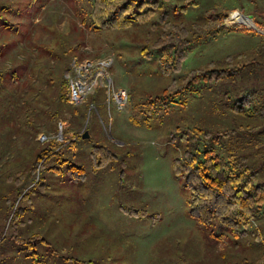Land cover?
<instances>
[{"label":"rangeland","instance_id":"rangeland-1","mask_svg":"<svg viewBox=\"0 0 264 264\" xmlns=\"http://www.w3.org/2000/svg\"><path fill=\"white\" fill-rule=\"evenodd\" d=\"M92 1L0 0L3 63L12 67V55L29 61L11 81L0 61V264H240L241 259L256 264L264 246V207L248 226L237 228L245 230L243 236L218 224L198 226L188 216L182 177L170 165L195 146L188 141L191 133L182 138L187 131L234 130L231 141L240 156L236 130L251 119L229 112L223 95L250 80L226 77L171 99L162 90L210 61L237 53L251 58L264 43V0H156L144 23L79 31L77 23L89 17ZM163 12L169 22L184 25L201 23L206 13L225 14L224 28L240 31L197 41L177 71L162 75L157 50L149 48L147 57L140 50L157 37L151 24ZM233 14L246 20L251 15L262 35L231 24ZM85 61L93 65L90 76H100L82 104L70 105L67 78ZM118 91L126 95L120 104L113 98ZM83 132L87 137L81 138ZM254 141L260 145L246 166L255 171V182L264 183V139ZM210 143L206 140V150ZM221 143L228 153V137ZM93 146L108 148L115 158L93 170ZM47 148L58 157L36 163ZM69 165L81 168L84 178L73 179Z\"/></svg>","mask_w":264,"mask_h":264},{"label":"trees","instance_id":"trees-1","mask_svg":"<svg viewBox=\"0 0 264 264\" xmlns=\"http://www.w3.org/2000/svg\"><path fill=\"white\" fill-rule=\"evenodd\" d=\"M156 7V0H93L89 17L80 19L77 26L79 31L125 29L134 23L146 22ZM179 10L183 11L185 8L180 7ZM224 17L225 14L206 13L201 23L184 25L169 22L166 13L163 12L158 20L151 24V27L159 30L157 37L149 46L142 47L141 55L147 57L150 55L149 48L156 49L160 74L168 75L177 71L186 53L197 41L212 39L221 31H240L224 28L221 23ZM261 38L264 42V38L262 36ZM70 47H72L71 51L77 48L73 45ZM263 49L264 43L256 48L249 59L245 54L237 53L227 55L221 61H210L204 69H190L179 82L171 80L162 90L165 98L171 99L177 95L197 93L207 84L226 77L240 76V80L243 77L250 80L248 85L240 86V89L223 95L228 101L229 112L242 114L251 119L249 124L236 130V135H240V156L234 154L235 147L231 141L234 130L221 134L195 130L182 134L183 138L191 133L192 136L188 138V141L195 143V146L182 150L179 157L172 159L170 164L172 174L182 177L183 188L188 191V216L198 226L211 227L218 224L237 236L245 235L244 229L238 231L237 228L248 226L254 215L264 207V183L255 182V171L249 170L246 166L247 158L252 156L260 145L254 141V138L264 139V87L258 86L262 80L264 81V60H258ZM4 55L5 52H0L2 70L13 75L8 79L11 81L14 77H19L20 71L26 68L24 66H28L29 61L16 60L15 55H12L11 59L14 63L12 62V67L7 69L6 62L3 63ZM259 71L262 72L261 75L258 74ZM237 72L240 74L230 75ZM224 136H227L229 140L228 153L221 143V137ZM200 139L204 143L196 147ZM206 140L211 142L207 150L204 148ZM52 151L48 148L43 150L35 162L37 163L45 156L57 158L59 152L51 153ZM89 158L92 169L96 170L106 166L115 156L104 146H93L90 149ZM69 168L74 171L71 173L73 179L84 178L81 168L74 165H69ZM122 210L134 216L143 214L127 209ZM26 241L24 243L28 244ZM255 263L264 264V246L255 259ZM240 264L249 263L241 259Z\"/></svg>","mask_w":264,"mask_h":264},{"label":"built area","instance_id":"built-area-1","mask_svg":"<svg viewBox=\"0 0 264 264\" xmlns=\"http://www.w3.org/2000/svg\"><path fill=\"white\" fill-rule=\"evenodd\" d=\"M93 70L92 63L85 61L79 66H76L72 76H68L66 83V99L70 105L79 104L83 98L88 94L93 87L96 85V77L100 76V73H95L94 76H90ZM125 93L123 91H118L113 94L115 103L125 102ZM44 137L41 136L40 140Z\"/></svg>","mask_w":264,"mask_h":264},{"label":"bare ground","instance_id":"bare-ground-1","mask_svg":"<svg viewBox=\"0 0 264 264\" xmlns=\"http://www.w3.org/2000/svg\"><path fill=\"white\" fill-rule=\"evenodd\" d=\"M238 14V13H237ZM242 16V15H241ZM243 17H246V16H243ZM228 21L231 23V24H244L246 25L247 27H250V28H254L257 30V28L252 24L251 20H249V18L247 17V20L242 18V17H239L238 15L236 14H233L230 16V18L228 19Z\"/></svg>","mask_w":264,"mask_h":264},{"label":"water","instance_id":"water-1","mask_svg":"<svg viewBox=\"0 0 264 264\" xmlns=\"http://www.w3.org/2000/svg\"><path fill=\"white\" fill-rule=\"evenodd\" d=\"M246 17H248L249 19L252 18L251 15H247ZM251 29H252V31H254L255 33H258V34H261V35H262V32H260V31H258V30H256V29H254V28H251ZM85 137H87V133H86V132H83V133L81 134V138H85Z\"/></svg>","mask_w":264,"mask_h":264},{"label":"crops","instance_id":"crops-1","mask_svg":"<svg viewBox=\"0 0 264 264\" xmlns=\"http://www.w3.org/2000/svg\"><path fill=\"white\" fill-rule=\"evenodd\" d=\"M97 96H100L98 93H97ZM84 102H86V100L84 101ZM83 102H81L80 104H82ZM103 168V167H102ZM101 169V168H100Z\"/></svg>","mask_w":264,"mask_h":264}]
</instances>
